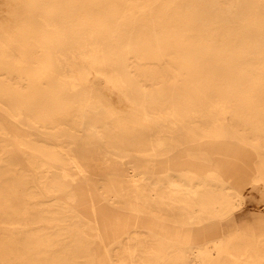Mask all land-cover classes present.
<instances>
[{
  "label": "bare ground",
  "instance_id": "6f19581e",
  "mask_svg": "<svg viewBox=\"0 0 264 264\" xmlns=\"http://www.w3.org/2000/svg\"><path fill=\"white\" fill-rule=\"evenodd\" d=\"M0 264H264V0H0Z\"/></svg>",
  "mask_w": 264,
  "mask_h": 264
},
{
  "label": "rangeland",
  "instance_id": "374dc122",
  "mask_svg": "<svg viewBox=\"0 0 264 264\" xmlns=\"http://www.w3.org/2000/svg\"><path fill=\"white\" fill-rule=\"evenodd\" d=\"M176 136L182 142H184V147L189 146V142H190L191 138L187 137L184 132H179ZM245 197H246L247 202H248V207H247L248 214H246L245 216L251 217V215L254 214V212L256 211L253 207V204L257 199L260 198V191L256 187H254V188L248 187L245 191ZM249 223H250V226H252V227L255 226V224L252 222V220H249Z\"/></svg>",
  "mask_w": 264,
  "mask_h": 264
}]
</instances>
